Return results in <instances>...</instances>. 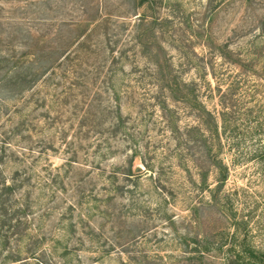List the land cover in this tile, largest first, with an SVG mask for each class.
Listing matches in <instances>:
<instances>
[{
    "label": "rangeland",
    "instance_id": "374dc122",
    "mask_svg": "<svg viewBox=\"0 0 264 264\" xmlns=\"http://www.w3.org/2000/svg\"><path fill=\"white\" fill-rule=\"evenodd\" d=\"M92 1L96 0H0V40H11L10 53L16 57L32 51L33 46L24 43L36 40H40L36 52L43 46L46 53L57 28L65 29L61 21L80 18L82 6L90 10ZM132 4V0H98L105 11L130 16L125 19L132 20L126 33L135 17ZM157 4L161 21L157 36L164 48L160 61L167 57L185 79L201 84L202 99L218 123L221 146L215 142L213 149L227 166L224 184L215 200L219 173L211 168L206 170L209 187L200 188L206 162L200 149L192 154L185 144L186 129L204 128L205 113L199 116L202 112L171 102V110L163 114L152 99L156 88L154 93L149 87L124 93L118 84L111 86L105 69L97 81L90 76L83 82L80 73H95L92 65L58 68L46 83L21 95L14 91L8 101L14 121L26 118L30 122L22 133L24 142L36 150L28 158L30 232L40 238L36 254L47 264H131L128 253L120 252L115 235L119 230L132 234L137 228L146 231L137 245L147 253L140 264H146L145 260L149 264H219L211 258L203 263L187 260L178 234L204 235L224 242L225 247L244 241L264 250V0H157ZM143 11L153 13V9H137ZM75 31L73 26L64 33L69 36ZM125 49L126 72H151L149 56L129 45ZM64 69L74 75L67 73L65 78ZM144 81L152 79L147 75ZM116 92L127 122L113 132ZM135 146L142 152L133 161L134 174L124 177L118 168L126 164ZM141 160L150 167L144 170ZM14 166H6L8 174ZM110 172L117 173L115 183L125 190H113ZM158 173L163 180L184 184L180 193L168 196L167 205L153 190ZM95 194L98 201L92 199ZM79 200L84 203L80 212L72 213L73 220L79 221L78 214L85 213L84 222L87 218L98 234L92 240L85 238L83 245L66 235L69 204ZM90 204L97 207L90 211L86 209ZM119 210L124 212L118 220L107 213ZM81 230L89 229L80 224L77 234ZM128 236L124 233L123 238ZM65 245L70 252L62 256ZM0 264L18 263L3 261L0 254Z\"/></svg>",
    "mask_w": 264,
    "mask_h": 264
},
{
    "label": "trees",
    "instance_id": "16d2710c",
    "mask_svg": "<svg viewBox=\"0 0 264 264\" xmlns=\"http://www.w3.org/2000/svg\"><path fill=\"white\" fill-rule=\"evenodd\" d=\"M159 1L161 3L162 0ZM132 2V9L135 11L132 16L135 17L133 18L132 29L127 33L125 32L127 24L132 21H125L129 15L116 14L112 10L105 11L100 8L98 0H96L94 3L92 1V6L90 4V10L82 6L80 18L61 21L65 29L60 26L57 28V36L52 40L53 45L49 46L51 48L46 53H43V46L39 47V52H36L40 41L36 40L30 44L24 43L25 45H32V51L16 57L14 53H10L11 40L5 42L0 40V254L3 261L17 262L18 264H47L36 254L35 249L40 238L30 232L33 219L30 217L31 203L27 202L31 194L28 188L30 180L27 174L30 167L28 158L36 150L32 143L24 142L27 140L22 135L23 131L28 129L30 122L26 118L14 121V111L11 110L8 101L14 91L21 95L40 86L42 82L46 83L52 78V75L56 74L55 70L58 68H66L67 65H78V67L92 65L95 73H80L82 76L78 78H85L82 80L83 82L88 80L90 76H92L93 82L97 81L105 69L111 86L114 88L118 84L120 88L123 87L124 93H127L128 90L130 93L133 90H147L146 87H149L148 90L154 93L156 88L158 90L152 99L156 101L163 114L171 110V102L183 103L190 109L199 111V113L202 112L198 114L199 116L205 113L206 118L201 124L204 128L189 126L186 129L187 133H185V144L187 150L192 154H196L195 151L200 149L202 161L206 162L207 167L201 174L200 188L209 187L206 183V170L211 168L219 173L216 189L212 195L215 200L217 192L224 184L227 166L219 158L218 151L213 149L215 142L221 146L218 123L216 116L206 107L202 99L204 91L201 84L194 78L185 79L167 57H163V61H160L159 52H163L164 48L160 45L157 36V25L158 22H161L159 16L156 15L157 0H132ZM85 7L88 8L89 6L85 5ZM139 7L153 9V13L148 14L145 11L138 13ZM126 13L129 14L130 12L127 11ZM119 18H123V20L118 22ZM73 26L76 30L74 34L66 36L64 32L71 30ZM128 45L132 46L136 53L139 52L140 55L150 57L154 67L150 73L136 75L134 71L126 72L124 70L123 66L129 58L125 49V46ZM25 55L26 58L23 57ZM237 61L240 63L241 60L237 59ZM66 69L62 73L65 78L67 73L73 74ZM73 72L75 71L73 70ZM147 75L152 79V82L144 81V77ZM119 98L120 96L116 92L117 103L114 109L116 114L111 125L113 132L118 131L127 122L126 118H122ZM114 111L111 110V112ZM195 129L198 132L197 135L193 133ZM141 152L136 146L131 150L130 155L127 156L126 164L122 168H118L120 174L124 177L134 174L132 172L133 161ZM187 154L190 153L187 152ZM141 162L144 164L143 160ZM8 164L15 165L10 174L6 171ZM178 165L180 166V164ZM144 166V170L150 167L149 164H144ZM108 175V179L113 178L110 182L111 185L115 184L113 190L116 192L125 190L124 185L115 183L117 180L116 172H110ZM152 186L158 196L163 199L164 204L167 205L168 196L180 193L184 184L175 185L169 180H163L158 173ZM126 189L130 191L128 187ZM103 190L109 191V189L106 190V187H103ZM96 197L99 196L95 194L92 199L98 201L99 199ZM110 200L111 197L107 195L106 201ZM82 203L84 202L79 200L76 204H69L70 229L66 232L67 237L76 238L81 245H83L85 238L92 240L98 237V234L90 227L87 218L84 222L85 213L78 214L79 221L73 220L72 213L75 210L80 212ZM94 207L97 206L90 204L86 209L91 211ZM123 212L119 210L117 213L115 211L107 213L118 220ZM80 224L81 228L87 227L89 230H81L77 234ZM130 232L122 230L116 232L117 235L115 236L118 239L116 243L122 247L120 252L128 253L131 264H140L142 259L147 258V253L139 249L137 245H139L140 238L141 240L145 238L146 231L137 228L132 234H129ZM124 233L129 235L127 240L123 238ZM177 237L179 243L183 245L182 252L187 255L186 259L194 263H203L206 258H211L217 260L219 264H264V250L256 249L244 241L237 247L234 245L225 247L224 242H214L204 235H197L193 238L187 234H178ZM67 245L63 246L62 256H66L70 252ZM104 251L107 253V249ZM145 262L149 264V260H145ZM123 264L128 263L123 262Z\"/></svg>",
    "mask_w": 264,
    "mask_h": 264
}]
</instances>
